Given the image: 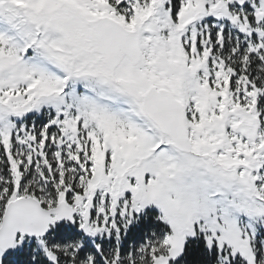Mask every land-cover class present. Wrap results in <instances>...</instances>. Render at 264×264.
Segmentation results:
<instances>
[{"label": "snow or ice", "instance_id": "snow-or-ice-1", "mask_svg": "<svg viewBox=\"0 0 264 264\" xmlns=\"http://www.w3.org/2000/svg\"><path fill=\"white\" fill-rule=\"evenodd\" d=\"M0 264H264V0H0Z\"/></svg>", "mask_w": 264, "mask_h": 264}]
</instances>
